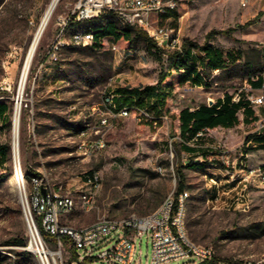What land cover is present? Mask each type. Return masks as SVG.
<instances>
[{
  "label": "rangeland",
  "instance_id": "1",
  "mask_svg": "<svg viewBox=\"0 0 264 264\" xmlns=\"http://www.w3.org/2000/svg\"><path fill=\"white\" fill-rule=\"evenodd\" d=\"M76 0H59L35 50L21 92L20 80L31 42L40 26L50 0H0V102L8 107L0 118V146L8 150L6 164H0V262L9 264L2 252H11L16 264H40L37 255L27 250L31 236L16 191L13 157V120L20 107L18 130L19 160L23 178L29 182L39 177L80 189L84 175L98 171L101 185L94 205L85 209L80 203L62 218L74 228L88 226L99 219H125L154 213L164 200L176 192V166L182 165L185 179V224L187 237L194 243L211 247L213 263L264 264V194L251 188L250 207L242 212L230 205V195H222L229 187L231 174L240 180V170H254L264 164V151L247 154L242 150L246 133L256 128L245 125L233 131L220 129L202 137L207 151L191 154L182 151L178 129V113L215 102L224 95L244 97L257 94L249 81L264 73V0H172L174 9L165 16H153L159 28L171 29L181 43L187 40L208 44L236 57L223 70H204L201 86L190 81L174 84L166 110L153 120L138 122L135 111L127 118H117L105 131V148L91 157L81 156L78 145L83 131L97 126L99 113L107 96L117 98L121 88L136 89L154 85L161 71L160 63L139 42L128 51L105 40L104 48L64 47L55 63L46 54L58 29L60 17H71ZM104 21H113L112 15ZM90 21L89 19H81ZM80 20V21H81ZM67 25V38L75 30L88 29L93 22L81 26ZM251 23V24H247ZM221 31H229L223 34ZM211 37L208 39V35ZM162 71L172 69L173 50H162ZM195 61L190 60L189 65ZM240 117V121L242 117ZM94 137H91L93 139ZM193 144L203 143L189 141ZM249 155V156H247ZM258 155V156H256ZM207 176V177H206ZM220 181L219 201L212 195L206 202L207 179ZM234 193V192H233ZM78 201V196L76 195ZM33 218L36 220L34 213ZM39 230V229H38ZM40 238L52 252H59L57 264L80 263L79 255L68 242L62 247L55 239L40 232ZM12 239L24 240V246L7 245ZM4 247H16L6 250ZM34 247V243H32ZM148 241L141 240L135 255L136 264H149ZM170 264H192L187 261Z\"/></svg>",
  "mask_w": 264,
  "mask_h": 264
},
{
  "label": "built area",
  "instance_id": "2",
  "mask_svg": "<svg viewBox=\"0 0 264 264\" xmlns=\"http://www.w3.org/2000/svg\"><path fill=\"white\" fill-rule=\"evenodd\" d=\"M174 9L172 0H76L71 10V17L58 20V29L55 37L49 45L46 61L55 63L60 51L64 47H90L94 41V35L90 31L81 29L73 31L67 38V25L70 21L81 19H94L105 13H111L119 27H134L144 31L155 45L162 50L182 52V43L173 35L171 29L159 28L151 18L160 17ZM112 52H118L119 47L112 43L109 47ZM238 93L233 101L240 99ZM250 107L264 110V86L259 94L246 97ZM101 109L93 108V112L99 113L96 127L91 132L83 131L78 150L84 158L91 157L97 151L105 148V131L112 127L117 118H127L131 111H135L138 122L153 120V117L142 108L118 109L112 101V96L106 97ZM253 135L264 134V118H260ZM208 130L200 131L196 138H202ZM91 137H94L91 139ZM249 145V144H248ZM247 145V146H248ZM243 174L240 180L231 174L226 180L228 187L237 181L235 186L227 191L222 188V195H230V205L242 212L250 207L251 188H257L264 194V164L254 170H240ZM14 176L18 181L16 166L14 163ZM19 176L22 188H19V198L29 231L32 228L38 237V243L34 242V249L30 245L27 250L33 251L40 264H57V257L41 241L40 232L53 237L59 249L68 239L70 246L79 255L80 263L85 264H136V250L142 239L148 241L150 247L149 264H170L172 262L187 261L192 264H231L215 262L214 252L211 247L202 246L192 242L186 234L185 202L188 193L183 191L178 195H169L157 211L146 216L131 215L125 219H99L96 222L81 228H74L63 224L64 215L71 213L80 203L85 209L91 208L95 203V197L101 185V176L98 171H92L82 178L81 188L74 190L60 183H50L39 177H32L29 182L23 178L19 166ZM207 177V176H206ZM220 181L213 176L207 179L206 202L215 192V202L219 201ZM42 189L46 191V198L42 197ZM234 192V193H233ZM78 196V201L75 196ZM27 211V213H26ZM34 213L36 220L33 218ZM39 229V230H38ZM41 232V233H42ZM12 250L16 247H4ZM59 253V252H58ZM9 260V264H16L12 260L11 252H2ZM262 263V262H261ZM243 262L240 264H261ZM0 264H5L0 262ZM140 264V263H139Z\"/></svg>",
  "mask_w": 264,
  "mask_h": 264
},
{
  "label": "trees",
  "instance_id": "3",
  "mask_svg": "<svg viewBox=\"0 0 264 264\" xmlns=\"http://www.w3.org/2000/svg\"><path fill=\"white\" fill-rule=\"evenodd\" d=\"M172 11L168 12V15ZM111 13H105L98 18L89 19L90 21L81 20L73 22V25L81 26L88 22H93L90 28L84 29L90 31L94 35L93 44L90 46L95 51H101L104 48L105 40H111L118 47L125 50H132L135 46L142 42L145 44L147 51L152 54L160 63L161 71L158 75V80L154 85L145 86L143 88L118 89L117 98L112 95V101L118 109L121 108H147L153 111L158 117L160 112L166 110L167 101L170 96V91L174 84H184L190 81L195 86H201L203 82V71H216L223 70L227 63L232 59L237 61L236 57L231 54L226 55L224 59L223 53L220 49L214 48L211 45L203 44L198 45L191 43L187 40L182 42V52H174L175 63L174 67L167 72L162 70V51L155 45L154 41L148 37V35L139 29L134 27H119L116 22L104 21V16ZM264 11L259 13L261 16ZM165 16V15H163ZM166 17V16H165ZM251 24V23H247ZM223 34H229V31H221ZM211 34L208 35V39ZM190 60L195 61L192 65H189ZM262 78L259 76L257 83L261 82ZM253 86V85H252ZM108 97V96H107ZM8 111V107L5 103L0 102V118L4 117ZM241 113L243 116L242 123L249 125L255 122L254 113L249 106V103L242 94L237 102L233 101L231 95H224L222 100H217L212 106L201 105L197 109L190 111L188 108L180 110L178 113V129L179 139L181 141L180 148L182 151L195 152V148L187 147L189 141H198L200 138H196V135L203 130H213L217 127L224 129H232L239 125L237 114ZM249 142L257 143V149L264 150V134L253 135L249 134L245 137L242 143V150L247 153L252 150L247 146ZM8 160V150L4 146H0V164H6ZM182 165L176 166V174L178 178V185L175 195L184 191L185 179L182 173ZM42 232V231H41ZM43 237L47 240V235L43 233ZM64 243L68 242L67 238H64ZM7 245H19L24 246V240L12 239L6 242ZM77 253L74 251V257Z\"/></svg>",
  "mask_w": 264,
  "mask_h": 264
},
{
  "label": "bare ground",
  "instance_id": "4",
  "mask_svg": "<svg viewBox=\"0 0 264 264\" xmlns=\"http://www.w3.org/2000/svg\"><path fill=\"white\" fill-rule=\"evenodd\" d=\"M57 3H58V0H50L49 6H48V8L44 14V17L40 23V26L37 29V32L35 33V36H34L32 42H31V45L28 49L27 56H26L24 66H23V70H22L21 80H20V89H19L20 92H21L25 77L27 75V72L29 70L30 63H31V60H32L33 55L35 53V50H36V48H37V46L41 40V37H42L43 32L45 30V27L48 24V21L52 15ZM19 124H20V107H18V105H17L15 108V115H14V120H13V150L12 151H13L14 163H15L16 171H17V175H18V181L14 176L13 183L15 185L18 196H19V188L20 189L22 188V183H21L20 176H19V167H18V160H19L18 130H19ZM26 213H27V211H26ZM30 236H31V240H32L31 241V248L34 249L35 245H34V247H32V243H34V242L38 243V237H37L36 232L33 230V228H32V233L30 232ZM53 253H55L56 255H59L58 252H53Z\"/></svg>",
  "mask_w": 264,
  "mask_h": 264
},
{
  "label": "crops",
  "instance_id": "5",
  "mask_svg": "<svg viewBox=\"0 0 264 264\" xmlns=\"http://www.w3.org/2000/svg\"><path fill=\"white\" fill-rule=\"evenodd\" d=\"M261 77L262 78V81L261 82H258L257 83V80H258V77ZM249 84H250V87H251V89H253V91H255L257 94H259L260 93V90L263 88V86H264V73H261L260 75H258V76H256L255 78L253 77L250 81H249ZM253 85V86H252ZM223 99V98H222ZM222 99H217V100H222ZM216 100V101H217ZM215 101V102H216ZM215 102H210L209 104H202V105H206V106H208V107H210V106H212ZM199 106H201V105H199ZM198 106V107H199ZM198 107H196V108H194V109H190V108H188L190 111H193V110H195V109H197ZM251 109H252V111H253V113H254V117H255V122H253L252 124H249V126L250 125H257L258 124V121L260 120V118H264V110L262 109V108H254V107H251ZM239 116H241L242 117V119H243V116H242V114L241 113H238L237 114V117H238V120H239V125H237V126H235L234 128H232V129H225V130H229V131H233L236 127H239L240 129L242 128V126H245L243 123H242V120L240 121V117ZM220 129H224V128H222V127H217V128H215V129H213V130H208V132H210L211 134L212 133H218V130H220ZM255 130V128L254 129H251L250 131H248L246 134L247 135H249V134H251L253 131ZM246 135V136H247ZM245 136V137H246ZM245 137H244V139H245ZM243 139V140H244ZM204 138H200L197 142H203V143H197V144H193V147L192 148H195L196 149V151L195 152H190L191 154H195V153H199V151H207V152H209V153H211V151L210 150H208V149H204V147H206V146H211L210 144H208V143H204ZM249 145V147H251L252 148V150H250V151H248L247 152V154H249L250 155V153L251 154H256L257 152H259V151H264V150H261V149H257L256 148V146L258 145L257 143H253V142H249L248 143ZM187 146H190L189 145V143L187 144ZM191 148V147H190ZM186 152H189V151H186ZM249 155H247V156H249ZM256 156H258V155H256Z\"/></svg>",
  "mask_w": 264,
  "mask_h": 264
},
{
  "label": "water",
  "instance_id": "6",
  "mask_svg": "<svg viewBox=\"0 0 264 264\" xmlns=\"http://www.w3.org/2000/svg\"><path fill=\"white\" fill-rule=\"evenodd\" d=\"M59 2V0H58ZM42 197L45 199L46 198V191L44 189H42Z\"/></svg>",
  "mask_w": 264,
  "mask_h": 264
}]
</instances>
